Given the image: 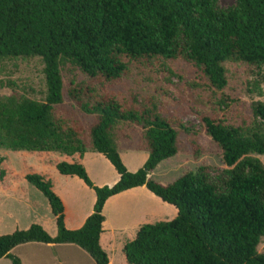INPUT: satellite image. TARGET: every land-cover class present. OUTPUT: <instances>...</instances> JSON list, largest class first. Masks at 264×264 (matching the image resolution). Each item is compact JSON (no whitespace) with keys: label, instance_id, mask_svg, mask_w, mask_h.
<instances>
[{"label":"trees","instance_id":"obj_1","mask_svg":"<svg viewBox=\"0 0 264 264\" xmlns=\"http://www.w3.org/2000/svg\"><path fill=\"white\" fill-rule=\"evenodd\" d=\"M34 56L43 61L44 100L16 93L0 96V150L34 155L42 169L29 166L19 173L0 153V186L12 189L21 178L33 185L49 203L56 232L32 222L26 229L0 234V258L21 264L10 252L19 244L71 243L95 264H109L100 244L104 203L124 190L145 186L177 214L139 227L122 246L128 264H264V252L257 251L264 237V163L258 157L264 156V102L252 104L262 124L202 117L205 133L220 147L228 167L219 180L210 177L208 166L199 165L166 184L149 174L177 154L180 133L194 157L200 148L192 128L162 115L156 96L141 103L134 98L126 105L105 90L78 85L68 96L92 121L84 124L57 111L65 101L64 64L89 79L113 82L128 72L126 58L185 56L212 87L222 90L226 62L264 67V0H237L228 10L218 9L216 0H0V60ZM129 123L141 127L143 145L138 149L148 151L134 172L120 156L116 135L129 139L124 131ZM87 151L109 161L119 175L115 183H93L81 162ZM53 172L77 176L94 191L93 211L76 229L65 225Z\"/></svg>","mask_w":264,"mask_h":264},{"label":"rangeland","instance_id":"obj_2","mask_svg":"<svg viewBox=\"0 0 264 264\" xmlns=\"http://www.w3.org/2000/svg\"><path fill=\"white\" fill-rule=\"evenodd\" d=\"M236 3L237 0H216L217 8L222 10L233 8ZM125 60L129 67L128 72L121 79L113 82L89 79L76 67L70 64L62 65L65 101L57 111L77 118L84 124L92 121L93 117L83 114L68 96L69 89L78 85L105 90L114 94L126 105L133 104L134 98L141 103L148 96H156L161 102L163 116L178 118L195 131L200 154L198 157L193 156L186 136L180 133L179 151L173 157L161 161L151 176L152 179L169 183L199 165H206L210 177L219 180L228 167L222 161L220 147L205 133L202 117L208 116L234 125H249L253 122L262 124V121L254 115L252 104L256 101L264 102V67L258 70L241 62H226L227 85L222 90H217L209 84L201 69L185 56L176 59L144 57ZM42 69L43 61L38 56L0 60V96L16 93L44 100L46 87ZM129 125L124 130L130 135L129 139H125L120 132L116 135L120 142L122 151L120 155L124 164L129 170H134L143 165L148 151L138 149L143 145L141 127L137 124L129 123ZM0 153L7 156L11 166L19 173H23L29 166H34L37 171L42 169L43 163L34 155L20 156L4 149L0 150ZM143 155L145 158L142 160ZM258 157L264 163V156L258 155ZM13 184V188L9 190L0 186V234L10 233L15 229H26L30 221L40 217L43 221H47L44 223L45 229L50 228L55 218L42 193L23 178L15 179ZM131 200H140L144 207L155 212L165 210L164 207L154 204L155 199L151 197H135ZM33 204L35 208L31 210ZM127 217L128 215L123 213L117 225L127 223ZM155 221L157 220H152ZM110 222L112 223H109L110 225H114L116 219L112 218ZM131 227L129 228L132 229ZM130 233V231L122 232L121 235L115 236V241L107 243L105 249L107 255L111 257L112 264H128L122 247L117 244ZM257 251L264 252V237L257 245ZM10 252L19 258L21 264H95L86 251L71 243L28 242L15 246ZM0 264H12V260L10 257H2Z\"/></svg>","mask_w":264,"mask_h":264},{"label":"crops","instance_id":"obj_3","mask_svg":"<svg viewBox=\"0 0 264 264\" xmlns=\"http://www.w3.org/2000/svg\"><path fill=\"white\" fill-rule=\"evenodd\" d=\"M121 152L122 151L119 148V153L121 154ZM145 155L148 156V153ZM145 155H143V157L141 158L142 160L145 158ZM131 156L132 155H130V157ZM101 161L105 166H103V163ZM141 161L139 162L140 164ZM81 162L95 185H112L119 178V175L115 171L113 166L101 153L87 151L83 154ZM126 167L129 170L128 166ZM138 168L134 170L130 169L129 171L134 172ZM155 169L150 172L149 176L153 175ZM53 175L57 180L54 191L57 193V195H59L64 204L65 225L69 229H76L84 223L86 217L93 211V205L95 202L94 191L86 186L83 181L77 176L64 177L56 174L55 172H53ZM135 197H151L155 199L154 204L164 207L165 210L164 212H155L153 209H148L143 206V203H141L140 200H131ZM31 202L33 201L31 200ZM33 203L36 204V202ZM120 205L122 209L119 208ZM32 206L31 210H34V204ZM123 213L128 215L126 221L127 223L117 225L118 220L123 217ZM102 214L104 215V220L102 222L103 231L100 235V244L103 249L107 251V249H105L107 248V243L115 241V236L119 234L121 235L122 232H131L122 241L120 240L119 244H117V246L122 247L125 242L135 236L136 231L143 223L152 222V220H159L161 218L172 219L176 216L177 209L173 205L161 200L159 197L152 194L145 186H137L110 196L104 203ZM112 218L116 219V222H113L114 225L109 224L111 223L110 221L112 220ZM33 221H36V223L41 224L43 227H45L44 223H47V221H43L41 217ZM33 221H30L29 225ZM126 225L129 226L126 227ZM130 226H132V229L129 228ZM47 230L51 234H54L56 232L55 221L52 222V226L50 228L47 227ZM112 244L116 245V243ZM108 257L109 264H112L109 254Z\"/></svg>","mask_w":264,"mask_h":264}]
</instances>
